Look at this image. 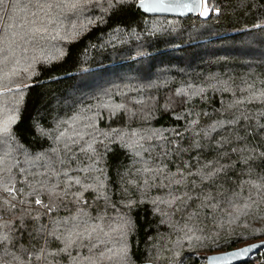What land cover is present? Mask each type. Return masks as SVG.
Instances as JSON below:
<instances>
[{
	"label": "trees",
	"instance_id": "1",
	"mask_svg": "<svg viewBox=\"0 0 264 264\" xmlns=\"http://www.w3.org/2000/svg\"><path fill=\"white\" fill-rule=\"evenodd\" d=\"M138 2L0 4V264H205L264 241V0Z\"/></svg>",
	"mask_w": 264,
	"mask_h": 264
},
{
	"label": "snow or ice",
	"instance_id": "2",
	"mask_svg": "<svg viewBox=\"0 0 264 264\" xmlns=\"http://www.w3.org/2000/svg\"><path fill=\"white\" fill-rule=\"evenodd\" d=\"M2 3H4V0H0V4ZM139 5L141 8L145 9L146 11H176L179 8H183L190 12L191 11L201 12V9H203L201 14L205 17H207L209 14V0H139ZM171 5H175L176 7H171ZM71 6L77 7L78 4H72ZM41 7H43V5H41ZM33 15H35V13ZM21 27L25 28L26 32L31 33L33 36H36L37 34H42L41 27L37 25L35 21H32L31 23L22 24ZM7 63H8L7 57L0 59V72H4L5 77L7 76V72L4 69V65H6ZM2 86L7 87V85H2ZM12 123H15V117H10L8 120H5L2 124H0V135L7 134L10 130L9 126ZM262 127H264V125H262ZM91 147L92 145L88 144L87 148H82L81 151H87L91 149ZM0 163H3V161H0ZM220 170L221 169L210 170L206 175L208 177L214 176ZM65 175H67V173H65ZM12 180H13L12 176H8L7 178H5L2 174H0V185H11ZM75 182L80 183L78 179ZM177 183H180V182L177 181ZM20 191H22V189ZM51 191L54 193L55 192L54 188L51 189ZM31 194L32 193H29V195ZM175 198L180 199L181 197L176 196ZM35 204L43 205L46 208L49 207L48 205L44 204V202L39 197L35 199ZM12 207L15 208V205H12ZM81 225H83V230L78 231L76 233L77 235L81 237H83L85 233H88V235L91 236V233L95 232L98 228L101 231H103V229L99 225H95V226L89 225L87 221H81L80 223L74 225L73 228L80 229ZM89 229H91V232H89ZM119 259H124V256H120Z\"/></svg>",
	"mask_w": 264,
	"mask_h": 264
},
{
	"label": "water",
	"instance_id": "3",
	"mask_svg": "<svg viewBox=\"0 0 264 264\" xmlns=\"http://www.w3.org/2000/svg\"><path fill=\"white\" fill-rule=\"evenodd\" d=\"M171 7H176L171 5ZM137 9H139L144 15L147 16H164V17H175V18H187L190 16H200L201 12L187 11L183 8H179L176 11H146L141 8L139 2L137 3ZM264 249V241L256 242L244 247L223 252L217 254H211L206 257L205 264H244L252 259L257 253ZM247 250V251H245ZM141 264H152V263H141Z\"/></svg>",
	"mask_w": 264,
	"mask_h": 264
}]
</instances>
